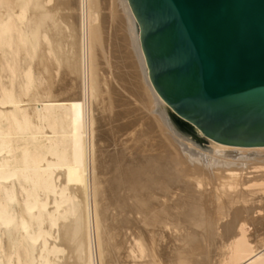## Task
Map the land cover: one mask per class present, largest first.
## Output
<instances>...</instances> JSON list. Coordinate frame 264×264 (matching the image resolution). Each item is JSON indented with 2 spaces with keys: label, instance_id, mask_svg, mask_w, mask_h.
Wrapping results in <instances>:
<instances>
[{
  "label": "bare ground",
  "instance_id": "6f19581e",
  "mask_svg": "<svg viewBox=\"0 0 264 264\" xmlns=\"http://www.w3.org/2000/svg\"><path fill=\"white\" fill-rule=\"evenodd\" d=\"M104 1L99 20L102 0H0V264H264V146L217 143L179 116L128 0ZM119 38L137 119L102 74ZM89 97L107 99L103 124ZM108 203L131 240L110 237Z\"/></svg>",
  "mask_w": 264,
  "mask_h": 264
},
{
  "label": "water",
  "instance_id": "95a60500",
  "mask_svg": "<svg viewBox=\"0 0 264 264\" xmlns=\"http://www.w3.org/2000/svg\"><path fill=\"white\" fill-rule=\"evenodd\" d=\"M149 79L206 137L264 146V0H128Z\"/></svg>",
  "mask_w": 264,
  "mask_h": 264
},
{
  "label": "rangeland",
  "instance_id": "374dc122",
  "mask_svg": "<svg viewBox=\"0 0 264 264\" xmlns=\"http://www.w3.org/2000/svg\"><path fill=\"white\" fill-rule=\"evenodd\" d=\"M6 1V4L7 5H14V4H16L17 3V1L18 0H5ZM105 4V1L104 0H102V2H101V5L99 6L100 8V11H98L99 12V20L100 19H102V17H104V16H106L105 14H107L108 13V10H106V9H108V8H106V4ZM39 6V5H38ZM37 5L35 6V8H37L38 7ZM102 7V8H101ZM34 8V9H35ZM33 9V10H34ZM102 9H104L103 11H101ZM102 13V14H101ZM104 15V16H103ZM118 45V46H117ZM119 47V48H118ZM119 50H118V49ZM122 48V49H121ZM115 49V50H114ZM109 50V51H108ZM106 51H108L107 52V54H109L108 55V60H109V63L111 62V66H110V69H109V67H106L107 65L106 64H104L102 67H103V70H102V74H104L103 76H104V78L105 79H107L106 81H108L109 82V84H112L115 88H117V93H116V95L114 96V98L115 99H122V100H125V101H128V102H130V104H129V106L131 107H135V110H134V112L132 113V115H131V117H130V119H132V118H134V119H137V118H139V116L141 117V115H143V113H142V110L140 109V107H137L136 105H138V103L137 104H135L137 101H134V97L129 93V90H128V88L126 89V85H125V83H127L129 80L130 81H132L133 80V78H134V76H135V73H134V71H133V68L131 67V59H127L126 58V52H127V49L125 48V46H124V43H123V41L119 38L117 41H116V45L114 46V47H111V48H109L108 46H106ZM123 51V52H122ZM117 52V53H116ZM120 52V53H119ZM112 53V54H111ZM114 53V54H113ZM113 55V57L114 58H112L111 56ZM110 56V57H109ZM119 56H121V58L119 57ZM120 58V59H119ZM113 59V60H112ZM117 59V60H116ZM116 60V61H115ZM120 60V61H119ZM123 60V61H122ZM37 62H38V57H36L35 59H34V61H33V64H34V67H36V66H38V64H37ZM116 63H118V64H116ZM124 63V64H123ZM105 66V67H104ZM119 68H118V67ZM107 68V69H106ZM114 68V69H113ZM106 69V70H105ZM124 69V70H123ZM111 70V71H110ZM117 70V72H115V71ZM125 70H127V71H125ZM63 71V68L60 70V72H62ZM105 71H108V75L105 73ZM113 73V74H111V73ZM115 72V73H114ZM120 73H122V74H120ZM128 73V74H127ZM43 74H44V77H45V74L47 75V73H45V72H43ZM119 74V76H121L122 78H123V81L121 80V79H118L116 76ZM106 75V76H105ZM125 75V76H124ZM113 76V77H112ZM128 76V77H127ZM133 76V77H132ZM59 77V74H58V76H56L55 77V79H57ZM110 77V78H109ZM132 77V78H131ZM114 79V80H113ZM127 79H129V80H127ZM112 80V81H111ZM118 81H119V83H118ZM129 81V82H130ZM81 82V81H80ZM117 83V84H116ZM122 83V84H121ZM115 84V85H114ZM118 84H120V86L118 85ZM106 88V87H105ZM107 89V88H106ZM121 90H123V91H121ZM120 94H121V96H120ZM105 95H107L106 93H105ZM128 96H130V97H128ZM124 97V98H123ZM100 101L98 98L97 99H92V97H89V103H91V105L93 104V105H95V104H97V103H95V101ZM105 101L107 100L106 98L104 99ZM94 101V102H93ZM97 101V102H98ZM104 101V102H105ZM104 102H98V104L97 105H99V106H97L96 105V107H94L93 105H92V107H93V112L92 113H94L93 114V116H94V118L95 119H97L96 121L97 122H100L101 124H103L104 122H103V119L101 118L102 116H104V114H108V112L106 113L105 111H103L102 110V104L104 103ZM107 102V101H106ZM135 102V103H134ZM95 103V104H94ZM105 104V103H104ZM102 105V106H101ZM100 107V108H99ZM95 108L97 109V110H99L100 109V111H97V110H95ZM119 108H121L117 103H114L113 104V110L114 111H117V110H120ZM116 109V110H115ZM95 110V111H94ZM101 110H102V112H101ZM112 110V111H113ZM141 111V114H140V111ZM103 114V115H102ZM96 115V116H95ZM99 115H101V116H99ZM133 116V117H132ZM99 119V120H98ZM102 119V120H101ZM123 120H127V119H123ZM176 125L182 130V132L188 137V138H190V139H192L197 145H199V146H203V144H204V142L203 141H201V139H199L197 136H195L192 132H191V130H188L187 128H185V127H183V126H181V125H179L177 122H176ZM107 126L106 125H103V126H101V128H106ZM136 128H140V127H138V126H136ZM190 136V137H189ZM252 170V169H251ZM249 171V170H248ZM92 169H91V171L89 172V175H91L92 176ZM251 174V173H250ZM250 174H247V176H252V174L250 175ZM90 177V176H89ZM91 178V179H90ZM89 178V180H88V182L90 183L89 184V190H88V192H89V196H91L92 198H93V194H91L92 193V188L91 187H93L91 184H93V181H92V177H90ZM91 190V191H90ZM89 198L90 200H89V204L92 206V204H94L93 202L94 201H92V200H94V199H92V198ZM109 201V203H111V199H109L108 200ZM108 203V212H107V214H108V216H109V218H108V230H109V232H110V237L111 238H114L116 235H115V232L118 234L119 232V236L116 238V239H120V240H124V241H126V239H127V237H129V231H130V229L127 227V226H125V228L123 227V225L122 224H120V223H118V222H116V220H115V209L113 208V205L112 204H109ZM94 207V206H93ZM93 207H91V209L93 208ZM91 215H92V213H91ZM110 222V223H109ZM120 224V225H122V226H120V225H118V224ZM117 224V225H116ZM110 225V226H109ZM115 226V227H114ZM118 228H120V229H118ZM124 229H123V228ZM115 228V229H114ZM117 228V229H116ZM119 230V231H118ZM128 230V231H127ZM114 232V233H113ZM115 235V236H114ZM128 235V236H127ZM92 236H94L93 237V240H96V235H94V233H93V235ZM112 236H114V237H112ZM131 237H129V239H130ZM111 240H114V239H111ZM128 240V239H127ZM131 240V239H130ZM95 256H96V254H95Z\"/></svg>",
  "mask_w": 264,
  "mask_h": 264
}]
</instances>
